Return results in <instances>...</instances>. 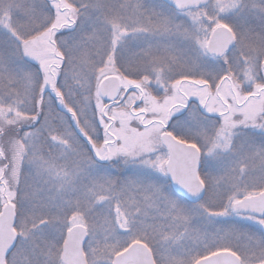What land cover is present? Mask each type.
Listing matches in <instances>:
<instances>
[{"label":"snow or ice","instance_id":"6c2138e0","mask_svg":"<svg viewBox=\"0 0 264 264\" xmlns=\"http://www.w3.org/2000/svg\"><path fill=\"white\" fill-rule=\"evenodd\" d=\"M0 264H264V0H0Z\"/></svg>","mask_w":264,"mask_h":264}]
</instances>
